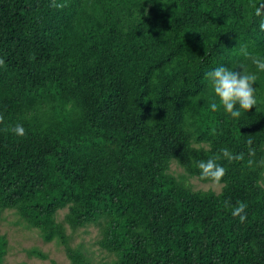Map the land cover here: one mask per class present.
Wrapping results in <instances>:
<instances>
[{
    "label": "trees",
    "instance_id": "obj_1",
    "mask_svg": "<svg viewBox=\"0 0 264 264\" xmlns=\"http://www.w3.org/2000/svg\"><path fill=\"white\" fill-rule=\"evenodd\" d=\"M258 3L0 0V210L69 264L94 263L65 224L99 227L114 255L102 264H264V73L261 104L238 124L208 110L206 76L222 63L254 70L241 47L264 56ZM225 147L242 159L220 161L218 193L169 172L174 160L210 181L195 161ZM6 251L0 234V264Z\"/></svg>",
    "mask_w": 264,
    "mask_h": 264
},
{
    "label": "clouds",
    "instance_id": "obj_2",
    "mask_svg": "<svg viewBox=\"0 0 264 264\" xmlns=\"http://www.w3.org/2000/svg\"><path fill=\"white\" fill-rule=\"evenodd\" d=\"M251 7L253 16L259 20V28L264 30V0H259L258 4ZM239 54L245 60L250 61L254 70H249L241 63H222L206 73L212 93L209 98L208 110L212 113L222 112L231 122L237 124L250 109L255 107L257 110L261 104L257 81L259 74L264 73V56L256 55L248 51L246 47H241ZM3 63L4 61L0 60V66ZM11 131L17 136L25 135V129L20 124H16ZM222 159L240 160L242 155L233 154L230 149L225 147L220 149L217 154H211L206 159L195 161L194 166L202 179L219 184L226 173V168L220 162ZM245 209L246 204L238 202L233 206L232 215L238 216L243 221L246 218Z\"/></svg>",
    "mask_w": 264,
    "mask_h": 264
},
{
    "label": "rangeland",
    "instance_id": "obj_3",
    "mask_svg": "<svg viewBox=\"0 0 264 264\" xmlns=\"http://www.w3.org/2000/svg\"><path fill=\"white\" fill-rule=\"evenodd\" d=\"M169 172L184 181L194 190H212L218 193L222 183L215 184L211 181H202L195 176H188L184 169L172 160ZM264 186V177L262 181ZM66 208L60 209L56 215L57 220L63 221ZM67 233L71 236V244L79 246L91 258L94 264H102L114 259V255L102 249L97 243L101 232L97 225L72 230L65 224ZM0 234L7 238V251L3 264H69V259L63 249L55 241L45 242L40 237L39 231L29 226L14 209L0 210ZM39 251L46 257L41 258L32 251Z\"/></svg>",
    "mask_w": 264,
    "mask_h": 264
}]
</instances>
